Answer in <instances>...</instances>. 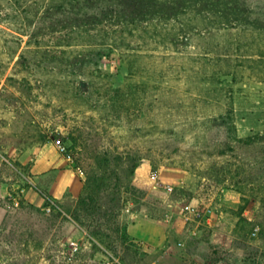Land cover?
I'll use <instances>...</instances> for the list:
<instances>
[{"label": "rangeland", "instance_id": "1", "mask_svg": "<svg viewBox=\"0 0 264 264\" xmlns=\"http://www.w3.org/2000/svg\"><path fill=\"white\" fill-rule=\"evenodd\" d=\"M107 261L264 264V0H0V264Z\"/></svg>", "mask_w": 264, "mask_h": 264}, {"label": "built area", "instance_id": "2", "mask_svg": "<svg viewBox=\"0 0 264 264\" xmlns=\"http://www.w3.org/2000/svg\"><path fill=\"white\" fill-rule=\"evenodd\" d=\"M57 146L58 150L60 152H64V147L58 143L57 141ZM25 183L32 185V181L30 178L25 177ZM165 187L170 190L172 187L170 184H166ZM24 189H22L23 191ZM13 201L18 204V200L12 196ZM45 211L50 212V211H56L57 206L55 203L51 200H48V204L45 206ZM180 216L182 219V222L184 225L186 224H192V228H190V233L193 235L197 234L198 228L201 226L204 227H211L214 224L215 220V213L214 209L211 205L208 204H199V203H193V202H186L180 207ZM260 225L255 224L252 231H251V236H256L260 232ZM72 245L71 249L73 251H76L78 249V244L75 241L70 242ZM106 264H111L110 261H107ZM151 264H156V263H151Z\"/></svg>", "mask_w": 264, "mask_h": 264}, {"label": "crops", "instance_id": "3", "mask_svg": "<svg viewBox=\"0 0 264 264\" xmlns=\"http://www.w3.org/2000/svg\"><path fill=\"white\" fill-rule=\"evenodd\" d=\"M65 160L64 159H49L46 156L39 154L34 163L29 168L30 173L32 174V185L33 180L39 183V185L43 188H46L48 194L57 200L61 196L63 192H68L73 190L74 185L73 182L69 180L70 178V170L64 167ZM57 167L59 168L54 176V180L50 185L43 184L39 176L44 172L48 171L50 168ZM78 193V192H77ZM15 205L16 203L13 202Z\"/></svg>", "mask_w": 264, "mask_h": 264}, {"label": "trees", "instance_id": "4", "mask_svg": "<svg viewBox=\"0 0 264 264\" xmlns=\"http://www.w3.org/2000/svg\"><path fill=\"white\" fill-rule=\"evenodd\" d=\"M47 204V201L44 203V205H46Z\"/></svg>", "mask_w": 264, "mask_h": 264}]
</instances>
